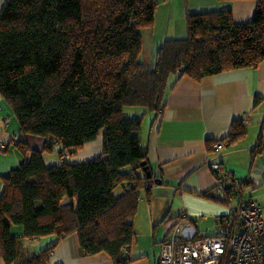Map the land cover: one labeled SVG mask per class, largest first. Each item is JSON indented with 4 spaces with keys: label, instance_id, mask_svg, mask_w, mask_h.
<instances>
[{
    "label": "trees",
    "instance_id": "16d2710c",
    "mask_svg": "<svg viewBox=\"0 0 264 264\" xmlns=\"http://www.w3.org/2000/svg\"><path fill=\"white\" fill-rule=\"evenodd\" d=\"M253 1L251 19L242 22L227 9L192 13L187 6L186 36L166 39L153 50L151 64L143 61V34L153 29L159 0L0 2V94L20 124L15 147L22 155L2 176L4 264H50L57 243L72 234L83 254L105 252L114 264H129L134 220L155 169L141 142V117L126 116L124 109L157 114L183 76L198 80L258 67L264 61V0ZM101 131L100 156L68 159ZM247 132V123L237 119L215 142L225 148ZM29 136L43 137V148H32ZM56 149L60 160L49 159ZM263 149L259 137L254 150ZM230 182L238 190L245 183L240 177ZM13 226L23 236L14 235ZM49 236L57 242L40 252L25 244Z\"/></svg>",
    "mask_w": 264,
    "mask_h": 264
},
{
    "label": "crops",
    "instance_id": "0c3cea01",
    "mask_svg": "<svg viewBox=\"0 0 264 264\" xmlns=\"http://www.w3.org/2000/svg\"><path fill=\"white\" fill-rule=\"evenodd\" d=\"M159 1L170 22L163 32L157 33L155 27L144 31L143 61L148 64H151L153 50L166 39L183 36L187 6L192 13L227 9L238 22L250 20L255 11L253 0ZM176 13L182 28L180 25L178 32L175 25L171 32ZM175 80L176 76L172 77L171 83ZM0 105V142L6 145L4 151L0 149L1 197L4 189L2 176L18 167L22 155L15 147L20 124L1 94ZM124 112L131 117L141 116V142L149 149V159L157 179L156 185L143 191L134 220L136 235L125 253L129 264H158L162 244L183 210L191 218L184 222L185 226L196 229L199 237L214 232L216 218L224 216L229 206L226 199L209 196L208 191L216 182L213 163L234 170L236 176L243 179L244 187L239 194L246 199H253V194L247 195L249 186L264 185V149L261 152L254 150L259 137L264 144V61L256 68L232 69L198 80L183 76L169 88L166 106L157 114L140 106L126 107ZM5 117L9 122L7 125L3 122ZM237 119L247 123L246 137L238 143H228L224 149H216L215 141L228 135ZM27 138L32 148L41 149L45 144L43 137ZM101 143L102 140H98L85 144L82 150L72 158L69 155L68 159L81 162L93 158L94 154L95 157L100 156ZM49 155L51 160H60L57 149ZM12 233L23 236L24 231L13 226ZM55 242L56 237L49 236L26 239L25 244L31 252H40ZM0 264H4L2 258ZM50 264L114 262L105 252L83 254L78 237L72 234L57 243L51 252Z\"/></svg>",
    "mask_w": 264,
    "mask_h": 264
},
{
    "label": "built area",
    "instance_id": "2783aa9c",
    "mask_svg": "<svg viewBox=\"0 0 264 264\" xmlns=\"http://www.w3.org/2000/svg\"><path fill=\"white\" fill-rule=\"evenodd\" d=\"M4 121L9 123L6 117ZM215 147L224 145L216 143ZM0 149L6 145L0 142ZM212 168L216 185L211 196L226 199L228 212L216 218L212 234L199 237L196 229L185 226L189 213L183 210L162 244L158 264H264V205L239 194L230 182L237 179L234 170L220 163H213ZM152 177L149 187L157 184L156 175Z\"/></svg>",
    "mask_w": 264,
    "mask_h": 264
},
{
    "label": "rangeland",
    "instance_id": "374dc122",
    "mask_svg": "<svg viewBox=\"0 0 264 264\" xmlns=\"http://www.w3.org/2000/svg\"><path fill=\"white\" fill-rule=\"evenodd\" d=\"M0 2H3V0H0ZM184 2H185V0H184ZM157 10H158V13H156V18H155L156 20H155V24H154L153 27H155L157 33H160V32L165 31V28H167L168 23L170 22V19H169V16L166 14V12H165V10L163 8L161 1H159V3H158ZM175 25L178 27V32H180V25H181V28H182V23H180V20L178 19V16H177V13H176V22L174 23V25L170 26L171 32H173V29L175 28ZM183 32H184V30H183ZM185 34H186V31L183 33V35H185ZM143 54H144V52H143ZM143 54H142V56H143ZM143 109H145V110H147L149 112H152V111L148 110L145 107H143ZM0 112H1V110H0ZM126 116H128V115H126ZM3 122L5 123V121H3ZM140 132H141V130L139 131V133ZM98 140H103V131H101V133H100V135H99V137L97 139H95V140H93L91 142H88V143H92L93 144V143H95ZM100 145L102 147V143ZM2 150L4 151V149H2ZM75 153H76V151L70 153L71 158H72V155L75 154ZM101 153H102V150H101ZM95 156H96L95 154L92 155V157H95ZM247 190H248V193H247L248 196L253 194V199H250V200H254L255 199L254 201L258 200L257 202L264 203V185L263 186H258V187L249 186V188ZM245 193H246V191H245Z\"/></svg>",
    "mask_w": 264,
    "mask_h": 264
},
{
    "label": "water",
    "instance_id": "95a60500",
    "mask_svg": "<svg viewBox=\"0 0 264 264\" xmlns=\"http://www.w3.org/2000/svg\"><path fill=\"white\" fill-rule=\"evenodd\" d=\"M145 164H147V163H146V162H144V163H143V165H145ZM145 170H147V171H148V166H146V167H145ZM147 175L150 177V176H151V172H150V171H148Z\"/></svg>",
    "mask_w": 264,
    "mask_h": 264
}]
</instances>
